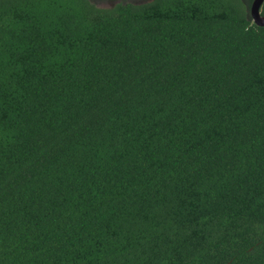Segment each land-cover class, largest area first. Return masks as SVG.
Masks as SVG:
<instances>
[{
  "label": "trees",
  "instance_id": "16d2710c",
  "mask_svg": "<svg viewBox=\"0 0 264 264\" xmlns=\"http://www.w3.org/2000/svg\"><path fill=\"white\" fill-rule=\"evenodd\" d=\"M102 1L0 0V264H264L252 0Z\"/></svg>",
  "mask_w": 264,
  "mask_h": 264
},
{
  "label": "water",
  "instance_id": "95a60500",
  "mask_svg": "<svg viewBox=\"0 0 264 264\" xmlns=\"http://www.w3.org/2000/svg\"><path fill=\"white\" fill-rule=\"evenodd\" d=\"M264 0H252L249 6V15L252 22L259 27H264V15L261 14Z\"/></svg>",
  "mask_w": 264,
  "mask_h": 264
},
{
  "label": "rangeland",
  "instance_id": "374dc122",
  "mask_svg": "<svg viewBox=\"0 0 264 264\" xmlns=\"http://www.w3.org/2000/svg\"><path fill=\"white\" fill-rule=\"evenodd\" d=\"M121 0H105L100 3L101 8H108L112 9L114 8L117 4L120 3ZM142 1H151V0H126V3H142Z\"/></svg>",
  "mask_w": 264,
  "mask_h": 264
}]
</instances>
